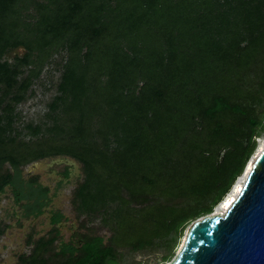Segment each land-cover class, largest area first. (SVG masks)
I'll use <instances>...</instances> for the list:
<instances>
[{"label":"trees","instance_id":"trees-1","mask_svg":"<svg viewBox=\"0 0 264 264\" xmlns=\"http://www.w3.org/2000/svg\"><path fill=\"white\" fill-rule=\"evenodd\" d=\"M31 7L37 18L29 29L22 11ZM174 15L183 16L176 30L166 21ZM137 41L149 45L142 51ZM20 46L27 52L15 56V63L3 60L9 50ZM54 46L65 48L68 59L60 76V95L49 109L53 112L57 102L63 105L69 100L65 110L79 113L72 138L77 144L54 146L33 157L64 154L82 162L87 176L76 192L84 203L90 177H99L93 174L97 166L107 172L108 180L114 176V197L127 204L148 202L147 188L180 199L147 213L140 210L136 216L127 213L124 225L141 229L137 234L122 233L135 249L153 244V239L173 246L187 220L212 213L257 148L255 138L264 129V0H0L1 104L7 99L25 100L31 74L18 82L22 65H30L34 53L49 55ZM102 77L107 80L100 87ZM138 77L142 86L136 93ZM109 94H114L113 101L108 100ZM125 103L133 111H143L130 118V129L124 128L123 111L114 115ZM3 109H10L7 102ZM93 118L113 134L121 132L126 146L109 155L88 145L86 131ZM154 120H164L167 128H184L177 142L184 147L177 152L190 148L180 152L182 156L165 153L159 161L150 156L149 165L136 167V172L120 179L113 157L124 148L138 154L139 125L152 131ZM4 133L0 125V145L5 143ZM25 156L11 152L0 156V193L10 187L16 202L32 201L24 205L29 214H41L48 189L31 178L24 192L20 165ZM6 163L12 171L4 168ZM196 168L198 175L192 174ZM109 185L98 186L100 195L96 192L93 197L101 201ZM120 188L132 199L122 198ZM61 218L56 213L51 223ZM66 253V264H119L114 249L99 236L84 237L79 247L64 245L60 254Z\"/></svg>","mask_w":264,"mask_h":264},{"label":"rangeland","instance_id":"rangeland-1","mask_svg":"<svg viewBox=\"0 0 264 264\" xmlns=\"http://www.w3.org/2000/svg\"><path fill=\"white\" fill-rule=\"evenodd\" d=\"M22 17L23 22L30 24L29 29H32L37 18L34 8L22 11ZM157 17L161 18L160 15ZM178 18L183 19V16L174 15L170 19L166 18L174 30L182 25ZM166 27L163 26L162 31H165ZM132 44L135 43L132 42ZM139 44L137 41L136 46L142 51L149 45V43ZM160 46L165 49L164 44L161 43ZM26 52L23 46L11 49L5 54L3 60L13 64L15 56L22 57ZM67 59V50L58 46L51 48L47 56L32 54L29 58L30 65H22L17 77L18 82H21L31 74L30 82L24 91L25 100L17 103L7 99L6 102L10 109L6 112L3 109L6 102L0 103V125L5 128L3 137L5 143L0 145V156L8 152L26 155V162L20 165V179L24 186V192H26V185L31 178H37V184L48 189L47 201H44L42 214L38 216L27 214L24 207L25 204H32V201L21 200L20 208L13 205L10 187L5 186L3 192L0 193V264H66L69 255L67 253L60 254L63 246L75 245L79 247L84 237L93 236L101 237L104 245H109L114 249L119 264H167L176 255L180 241L191 224L206 215H199L187 220L180 228V235L173 246L171 243L162 245L159 239H153V244L135 249L133 243L131 244L132 240L127 241L122 233L126 236L129 233L137 234V232L140 233L141 228L135 226L129 228L124 225L127 213L136 216L139 215L140 210L147 213L156 209L154 207L165 205L167 202L178 203L181 201L180 199L165 196L159 188L155 190L147 188L145 197L148 202L142 205L134 202L127 204L114 197V191H112L114 176L108 180L107 172L97 166V170L93 174L96 176L99 174V177L102 174L105 176L100 178V181L99 177L97 179L90 177V186L83 193L84 203L83 196H79L76 192L78 186L83 184L87 176L86 166L82 162L64 154L33 157V154L53 150L54 146L77 144L73 142L75 140L72 138L75 136L73 127L76 125L79 113L65 110L69 100L63 105L62 102H57L58 108L53 112L49 109L52 100L60 95L58 86ZM89 77L92 79V74ZM102 78L103 80L101 79L98 83L100 87L105 85L107 80L106 77ZM140 79L141 77L137 79L136 93L142 86ZM17 87L18 85L15 88ZM2 88L0 86V94ZM107 98L109 101H113L114 94H109ZM122 111L127 115V120L123 122L126 129L132 127L133 122L130 118L134 113L143 114V111L140 113L133 111L132 107L125 103V106H122L114 115L121 114ZM168 113L171 118L174 117L171 110ZM152 125V131L146 125L144 127L139 125L138 154L133 151L130 153L124 148L116 155L115 160L113 157V168L116 167L115 171L120 168L118 174L122 176L120 179L124 178L125 174L129 176L136 172V167H145L150 161V156L156 160H162L165 153L174 152L176 155L182 156L183 154L180 152H185L190 148L187 146L184 150L177 152L178 147H184V144L177 145L183 136L184 128H167L164 120H160V122L154 120ZM86 133L88 145L96 150L105 151L109 155L125 145L121 132L117 133L118 135L113 134L110 129L100 124L99 118H93L88 123ZM261 140H264V129L259 137L255 138L256 144L258 145ZM132 156L137 157L133 159ZM157 166L160 165L157 164ZM68 167L72 168L68 169ZM4 168L12 171L7 163ZM66 169L71 172L69 182L58 183L60 174ZM199 173V168L192 170L194 175ZM107 183H112V185L103 189L105 196L101 201H97L98 199L93 196L96 192L100 195L98 186ZM86 193H90V196H87ZM119 193L125 200L132 199V196L123 188H120ZM216 207L213 208L212 213ZM53 213L61 214L62 218L60 224L51 226L49 219ZM5 225L8 228H5ZM19 253L21 256L17 259Z\"/></svg>","mask_w":264,"mask_h":264},{"label":"water","instance_id":"water-1","mask_svg":"<svg viewBox=\"0 0 264 264\" xmlns=\"http://www.w3.org/2000/svg\"><path fill=\"white\" fill-rule=\"evenodd\" d=\"M167 264H264V146L225 214L194 221Z\"/></svg>","mask_w":264,"mask_h":264},{"label":"bare ground","instance_id":"bare-ground-1","mask_svg":"<svg viewBox=\"0 0 264 264\" xmlns=\"http://www.w3.org/2000/svg\"><path fill=\"white\" fill-rule=\"evenodd\" d=\"M264 146V140L259 141L257 148L252 156V158L247 162L246 164V168L245 171L242 173V175L237 179V181L235 182V184L233 185V187L231 188L230 192L225 195V197L223 198L222 201H220V203L217 205L215 211L213 212V214H221L224 215L225 212L228 210V208L232 205V203L235 201L236 197L239 195V193L242 190V186L244 184V181L247 177V174L251 168V164L253 159L261 152V150L263 149ZM237 187L240 188V192H237L236 189ZM231 200V204H229V206L227 208L224 207V205ZM187 232V231H186ZM185 239V235L182 237L181 241H180V246L182 245L183 241ZM180 248V247H179Z\"/></svg>","mask_w":264,"mask_h":264},{"label":"flooded vegetation","instance_id":"flooded-vegetation-1","mask_svg":"<svg viewBox=\"0 0 264 264\" xmlns=\"http://www.w3.org/2000/svg\"><path fill=\"white\" fill-rule=\"evenodd\" d=\"M70 168H72V167H68V169H70ZM65 171H67V176L64 175V172H65ZM65 171H64L63 173L60 174L59 179H58V183H59V182H60V183H66V182H69L71 172H70L69 170H67V169H66ZM11 193H12L13 201H14L13 205H14L15 207L20 208V207H21V201H19V202H16V201H15V195H14L12 189H11ZM44 201H47V197H46V199H44ZM44 201H43V202H44ZM42 207H43V206H42ZM41 210H42V208H41ZM42 211H43V210H42ZM27 214H29L28 211H27ZM41 214H42V213H41ZM41 214L31 213L30 215H34V216L36 215V216H38V215H41ZM54 214H56V213H53V214L50 216V219H49V222H50V225H51V226L53 225V224L51 223V218H52V216H53ZM57 224H60V221H59ZM57 224H55V225H57ZM5 228H8V226L5 225ZM20 256H21V253H19V254L17 255V259L20 258Z\"/></svg>","mask_w":264,"mask_h":264},{"label":"snow or ice","instance_id":"snow-or-ice-1","mask_svg":"<svg viewBox=\"0 0 264 264\" xmlns=\"http://www.w3.org/2000/svg\"><path fill=\"white\" fill-rule=\"evenodd\" d=\"M236 191H237V192H240V188L237 187ZM229 204H231V200H229V201L224 205V207L227 208V207L229 206Z\"/></svg>","mask_w":264,"mask_h":264}]
</instances>
